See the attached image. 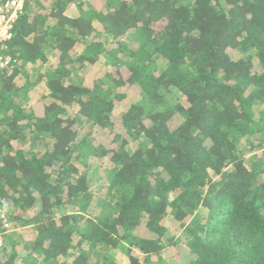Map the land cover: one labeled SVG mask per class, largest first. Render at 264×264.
Masks as SVG:
<instances>
[{"label":"trees","instance_id":"obj_1","mask_svg":"<svg viewBox=\"0 0 264 264\" xmlns=\"http://www.w3.org/2000/svg\"><path fill=\"white\" fill-rule=\"evenodd\" d=\"M12 37L0 264H264V0H25Z\"/></svg>","mask_w":264,"mask_h":264},{"label":"rangeland","instance_id":"obj_2","mask_svg":"<svg viewBox=\"0 0 264 264\" xmlns=\"http://www.w3.org/2000/svg\"><path fill=\"white\" fill-rule=\"evenodd\" d=\"M133 45V44H132ZM83 44L81 43L78 48H77V51L78 52H81L82 48H83ZM53 59H51V62L50 63H53ZM103 65V60H99L98 63L95 64L94 68H101ZM92 67L91 65L90 66H86L84 67L82 70L79 71V73L76 75L77 78H72L71 80H78V81H81V75L84 74V75H87V73H89L91 71ZM34 75L35 73H31L30 76H29V80L32 81L33 78H34ZM15 81H16V84H18L19 86L21 85V82L23 81V78H22V75H18L16 78H15ZM72 82H75V81H72ZM21 94L24 98H26V100L29 102V104H33V105H36V106H41L42 104V100L40 98V90L37 88V87H29L28 89H23L21 91ZM128 108V103L126 102H122L119 104L118 108L113 112L115 114H120L122 111H125L126 109ZM119 125L116 126V129H119ZM87 129L86 127H83L80 132H86ZM93 141V140H92ZM103 143L104 146H110L111 148L114 147V145L111 143V141L108 139V138H101L100 141H94L93 144L96 145L97 143ZM112 144V145H110ZM88 168V173L89 175H93L94 176V181H95V184H93L91 186V190L93 192H97L98 190H103V188L105 186L108 185V181H109V174L106 172L110 167V164L108 162V160L103 157V158H100V159H97L95 157H92L90 158L88 161H87V164H86ZM164 225L165 227H169L170 225V219H166L164 221ZM20 233H22L21 229L17 228V229H14L13 231V234L14 235H20ZM139 235H144V231L143 230H139L137 232ZM172 252L170 251V253H165V254H162L161 255V259L158 260L157 262H160V263H163V264H173L174 262L170 261V258L173 256V254H171ZM122 263L123 264H126V261L122 260Z\"/></svg>","mask_w":264,"mask_h":264},{"label":"built area","instance_id":"obj_3","mask_svg":"<svg viewBox=\"0 0 264 264\" xmlns=\"http://www.w3.org/2000/svg\"><path fill=\"white\" fill-rule=\"evenodd\" d=\"M25 0H0V75L10 76L16 71V60L9 53L14 23L24 12ZM14 231L9 215L0 208V255L5 240Z\"/></svg>","mask_w":264,"mask_h":264}]
</instances>
